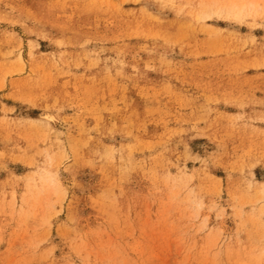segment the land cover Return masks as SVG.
<instances>
[{"label":"rangeland","instance_id":"374dc122","mask_svg":"<svg viewBox=\"0 0 264 264\" xmlns=\"http://www.w3.org/2000/svg\"><path fill=\"white\" fill-rule=\"evenodd\" d=\"M0 264H264V0H0Z\"/></svg>","mask_w":264,"mask_h":264},{"label":"bare ground","instance_id":"6f19581e","mask_svg":"<svg viewBox=\"0 0 264 264\" xmlns=\"http://www.w3.org/2000/svg\"><path fill=\"white\" fill-rule=\"evenodd\" d=\"M253 8H254V4L252 2H248V3H241L240 5H235L233 7H230V11L232 14L233 13L240 14L245 9L251 10Z\"/></svg>","mask_w":264,"mask_h":264}]
</instances>
